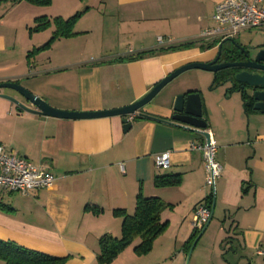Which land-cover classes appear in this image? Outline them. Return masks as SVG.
<instances>
[{"label": "crops", "instance_id": "obj_1", "mask_svg": "<svg viewBox=\"0 0 264 264\" xmlns=\"http://www.w3.org/2000/svg\"><path fill=\"white\" fill-rule=\"evenodd\" d=\"M217 1L2 0L0 81H17L61 109L129 104L175 68L214 56L223 38H202L200 32L213 24ZM76 12L68 34L55 32V17ZM42 16L48 24L35 28ZM254 28L252 43L264 44V26ZM159 36L171 40L158 45ZM177 45L183 47L172 48ZM204 72L195 74L204 87L176 76L143 107L165 120L135 114L128 130L120 115L59 118L24 110L0 95V142L55 176L51 186L28 194L0 191V238L65 257L63 264H101L100 237L121 234L122 217L114 210L131 214L139 195L158 196L168 205L161 212L167 225L150 251L136 253L135 238L107 264H184L198 244L193 264H264L256 253L264 244V113L245 107L222 77ZM187 91L201 94L206 129L223 166L212 215L198 238L191 221L207 190L202 151L191 145L205 139L167 121L175 96ZM0 93L32 106L14 89ZM163 151L170 153L167 168L155 165ZM172 174L177 181L157 185V175Z\"/></svg>", "mask_w": 264, "mask_h": 264}, {"label": "water", "instance_id": "obj_2", "mask_svg": "<svg viewBox=\"0 0 264 264\" xmlns=\"http://www.w3.org/2000/svg\"><path fill=\"white\" fill-rule=\"evenodd\" d=\"M225 40L235 42L232 37L222 39L218 42L217 51L211 59L206 61H190L175 68L156 82L141 98L119 107L91 111L61 109L50 105L45 99L32 92L21 83L10 80L0 81V88L14 89L32 106L27 105L15 96L6 93H0V95L12 100L19 108L24 110L59 118H91L120 115L124 130H128L132 124V121L127 116L128 114L165 120L164 118L144 112L142 110L143 107L152 100L165 84L180 73L188 69L199 68L212 71L214 73V78L218 77V71H223L221 75L222 78L219 76L221 82L228 83L233 90L240 92L241 98L242 95L246 96L245 107L249 106L253 110L264 113V44L252 42L245 45L236 44L243 58L228 61L225 58H220L223 52L229 54L230 51L221 47V44ZM172 110L170 120L167 121L199 134L206 142L209 140L210 133L206 129L207 123L203 117L201 94L199 91H187L177 94L173 102ZM208 223L209 221L203 226L197 238L204 232ZM228 243L231 247H234L233 238H230Z\"/></svg>", "mask_w": 264, "mask_h": 264}, {"label": "built area", "instance_id": "obj_3", "mask_svg": "<svg viewBox=\"0 0 264 264\" xmlns=\"http://www.w3.org/2000/svg\"><path fill=\"white\" fill-rule=\"evenodd\" d=\"M213 24L205 26L201 32L202 38L223 39L237 33L244 28L264 26V4L262 0H219L216 2L212 13ZM171 39L157 37V44H164ZM130 120L135 114L127 115ZM194 149L202 151L204 159V182L207 190L205 200L196 205L192 216V227L201 230L210 220L212 215L209 200L214 196L215 184L221 175L223 166L215 158L216 143L211 134L209 140L191 145ZM171 164L169 151H163L156 155L155 165L167 168ZM123 167V163H120ZM55 176L41 166L33 164L27 157L17 151H7L0 142V191H15L28 194L35 188L49 187ZM256 253L264 258V244L256 249Z\"/></svg>", "mask_w": 264, "mask_h": 264}, {"label": "trees", "instance_id": "obj_4", "mask_svg": "<svg viewBox=\"0 0 264 264\" xmlns=\"http://www.w3.org/2000/svg\"><path fill=\"white\" fill-rule=\"evenodd\" d=\"M2 1V0H0ZM6 1V0H5ZM17 2L21 0H10ZM36 4H50L51 0H25ZM79 12L72 16L63 19L55 17L56 31L62 34H68L72 27L75 18ZM39 22L35 28H40L48 24L46 17L42 16L37 18ZM183 45H177L172 48H178ZM208 46V45H207ZM140 52L136 53L129 58L139 57ZM243 103L246 105V96L242 95ZM156 176L157 185L173 183L177 181V174ZM212 198L209 200L212 203ZM168 206L158 196H142L139 195L135 202L133 213L129 214L125 209H115L114 212L121 215V234L120 236H112L103 234L99 240V253L98 261L101 264L110 263L118 253L124 249L125 246L130 244L135 238L139 241L134 245V250L138 254H145L152 248L155 238L160 235L166 225L167 221L161 219V212ZM201 230L193 229V235ZM65 257L53 256L41 251L23 247L15 242L3 240L0 238V261L4 264H63Z\"/></svg>", "mask_w": 264, "mask_h": 264}, {"label": "rangeland", "instance_id": "obj_5", "mask_svg": "<svg viewBox=\"0 0 264 264\" xmlns=\"http://www.w3.org/2000/svg\"><path fill=\"white\" fill-rule=\"evenodd\" d=\"M258 30L259 29H256V28H250L249 30H244V31L239 32L234 38L238 42L239 41L244 42V43L253 42L255 39L253 32H258ZM262 34H264V33H262ZM262 37H264V35H262ZM201 71H203V72H201ZM204 71L205 70H202L199 68H192V69H188V70H185L184 72L180 73L178 75V77L181 76L183 78H186V80L191 81V84H194L195 86L202 88L205 86L204 85L205 83L202 79H199L198 76L195 74L196 73H205ZM5 89H11V88H0V90H5ZM198 248H199V244L194 251H193L194 247L192 248V250L190 251V254H189V258H188L187 262H185L184 264H190V261H191V264H193L194 255L198 251ZM203 261L204 260L201 259V264H204V263H202Z\"/></svg>", "mask_w": 264, "mask_h": 264}, {"label": "flooded vegetation", "instance_id": "obj_6", "mask_svg": "<svg viewBox=\"0 0 264 264\" xmlns=\"http://www.w3.org/2000/svg\"><path fill=\"white\" fill-rule=\"evenodd\" d=\"M236 44H240V45H243L237 41L235 42H231L229 40H225L222 44H221V47L227 49V50H230L229 51V54H226V53H222L220 58H225L226 60L228 61H231V60H236V59H240V58H243V55L241 53V51L236 47ZM216 51H217V48H216ZM215 55V54H214ZM222 72L220 73V71L217 72V76L221 77L222 75ZM219 73V74H218ZM216 77V78H218ZM249 90V89H247Z\"/></svg>", "mask_w": 264, "mask_h": 264}]
</instances>
